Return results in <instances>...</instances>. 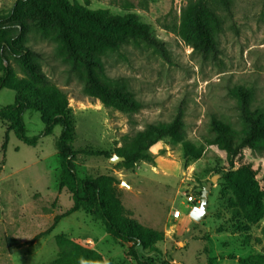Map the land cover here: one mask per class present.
Returning a JSON list of instances; mask_svg holds the SVG:
<instances>
[{
	"label": "rangeland",
	"instance_id": "1",
	"mask_svg": "<svg viewBox=\"0 0 264 264\" xmlns=\"http://www.w3.org/2000/svg\"><path fill=\"white\" fill-rule=\"evenodd\" d=\"M14 1L0 0V14L8 12ZM69 1L107 9L112 15L131 13L160 41L155 46L130 40L101 53L100 78L129 90L140 102L136 109L120 110L89 93L82 68L71 66L52 37L29 32L26 43L47 79L42 86L66 93L74 122L73 148L105 152L78 154L77 174L114 177L112 186L124 216L155 232L154 250L138 247L153 257L154 264H240L238 258L264 254V218L246 226L231 214V205L238 202L226 190L222 174L214 172L221 154L212 144L211 126L215 118L237 134L242 132L239 88L247 92L251 109L264 108V0H230L229 10L212 2L221 25L214 35L217 50L206 53L193 50L180 35L186 0ZM14 58L10 56L8 63L15 75L27 79L28 73ZM15 95L14 90L2 88L0 106L13 103ZM177 114L183 121L181 140L162 137L128 167L121 159L110 161L136 131L169 122ZM23 120L27 135L41 133L44 124L38 111L26 110ZM6 129V122L0 120V264H50L58 256L59 234L96 249L105 264H136L127 254L133 243L111 238L89 207L59 218L49 233L36 236L72 205L70 193L58 187L56 139L61 127L41 135L34 146ZM183 140L201 149L197 157L184 154ZM240 151L264 167V145ZM212 176L207 213L195 221L187 214L199 205L203 186ZM189 195L195 198L192 202L187 201ZM173 207L181 210L177 219L170 218Z\"/></svg>",
	"mask_w": 264,
	"mask_h": 264
},
{
	"label": "trees",
	"instance_id": "2",
	"mask_svg": "<svg viewBox=\"0 0 264 264\" xmlns=\"http://www.w3.org/2000/svg\"><path fill=\"white\" fill-rule=\"evenodd\" d=\"M186 1L179 26L181 37L195 51H216L214 35L220 28L221 19L211 3L229 10L230 0ZM31 30L52 37L68 57L71 66L74 69L82 68L89 93L104 105L120 110L136 109L140 102L129 90L111 86L100 78L101 53L117 50L130 40H142L155 46L160 41L131 13L112 15L107 9H90L69 0H15L8 12L0 14V90L9 88L16 92L13 103L0 106V120L6 122V130L12 131L17 139L31 146L37 144L41 135L51 134L56 125L61 127L56 139L58 187L70 193L72 205L56 215L51 225L36 236L49 233L59 218L89 207L111 238L133 243L127 254L136 264H154L153 257L144 255L138 247L144 252L154 250L155 232L124 216L123 205L112 186L114 177L107 174L80 177L77 174L74 160L78 154L100 155L105 152L73 148L74 122L66 93L63 89L42 86L47 79L26 43ZM10 56L15 57L28 73L27 79L15 75L8 63ZM238 90L241 95L239 108L242 132L237 134L220 120H211L215 132L212 144L221 154L220 165L214 172L222 174L226 190L230 189L235 202H238L231 205L232 216L241 219L238 224L248 226L264 218V167L245 157L240 149L247 147L257 150L264 145V108L251 109L247 92H241V88ZM30 109L40 113L44 124L40 134L26 133L23 114ZM182 124L179 114L169 122L151 124L136 131L117 149V153L128 167L162 137L181 140L179 132ZM6 143L5 132L3 149ZM182 148L184 154L192 158L197 157L201 150L187 140L182 141ZM229 199L232 201L231 197ZM55 238L58 256L50 264H105L102 254L96 249L73 241L65 234L56 235ZM251 238L248 235L246 242H250ZM253 240L261 242L260 237H254ZM238 261L240 264H264V254L254 253L238 258Z\"/></svg>",
	"mask_w": 264,
	"mask_h": 264
},
{
	"label": "water",
	"instance_id": "3",
	"mask_svg": "<svg viewBox=\"0 0 264 264\" xmlns=\"http://www.w3.org/2000/svg\"><path fill=\"white\" fill-rule=\"evenodd\" d=\"M123 160L121 156H113L110 158V161L113 163L115 160ZM215 180V176H212L210 180H207L200 194V203L198 206H193L189 211V216L198 221L207 213V193L210 189L212 182Z\"/></svg>",
	"mask_w": 264,
	"mask_h": 264
},
{
	"label": "built area",
	"instance_id": "4",
	"mask_svg": "<svg viewBox=\"0 0 264 264\" xmlns=\"http://www.w3.org/2000/svg\"><path fill=\"white\" fill-rule=\"evenodd\" d=\"M195 198L192 195L187 197V201L192 202ZM181 210L179 208L173 207L171 208L169 215L172 219H177L180 217Z\"/></svg>",
	"mask_w": 264,
	"mask_h": 264
},
{
	"label": "crops",
	"instance_id": "5",
	"mask_svg": "<svg viewBox=\"0 0 264 264\" xmlns=\"http://www.w3.org/2000/svg\"><path fill=\"white\" fill-rule=\"evenodd\" d=\"M187 216L189 217V212H188ZM170 218H171V217H170ZM171 219H172V218H171Z\"/></svg>",
	"mask_w": 264,
	"mask_h": 264
}]
</instances>
